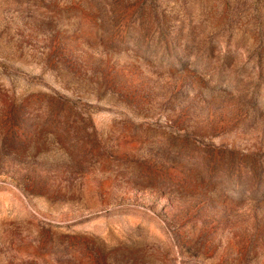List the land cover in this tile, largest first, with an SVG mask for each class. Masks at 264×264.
Returning a JSON list of instances; mask_svg holds the SVG:
<instances>
[{"label":"rangeland","instance_id":"374dc122","mask_svg":"<svg viewBox=\"0 0 264 264\" xmlns=\"http://www.w3.org/2000/svg\"><path fill=\"white\" fill-rule=\"evenodd\" d=\"M0 264H264V0H0Z\"/></svg>","mask_w":264,"mask_h":264}]
</instances>
